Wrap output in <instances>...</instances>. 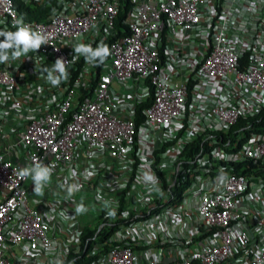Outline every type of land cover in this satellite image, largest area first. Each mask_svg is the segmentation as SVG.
<instances>
[{
	"label": "built area",
	"instance_id": "built-area-1",
	"mask_svg": "<svg viewBox=\"0 0 264 264\" xmlns=\"http://www.w3.org/2000/svg\"><path fill=\"white\" fill-rule=\"evenodd\" d=\"M128 1L123 30L120 0H0V31L22 17L49 36L0 64V123L27 165L55 166L51 200L0 146V264H264V0ZM81 42L108 46L97 73ZM129 79L135 100L112 88Z\"/></svg>",
	"mask_w": 264,
	"mask_h": 264
},
{
	"label": "clouds",
	"instance_id": "clouds-1",
	"mask_svg": "<svg viewBox=\"0 0 264 264\" xmlns=\"http://www.w3.org/2000/svg\"><path fill=\"white\" fill-rule=\"evenodd\" d=\"M15 31H0V64H10V62L19 59L21 56L27 57L29 52H38L42 46L48 44L49 36L42 29L25 23L23 18L15 20ZM59 49H57L58 51ZM75 59L78 56H83L85 62L95 66L103 64L110 55V50L107 45L101 43L93 48L89 44L78 43L74 47ZM63 58H57L51 68H44L47 81L52 86H59L62 80H66L68 76L67 64ZM54 165L44 164L33 158L31 164L19 169L21 178L30 177L34 185V193L42 195L45 188L50 184ZM143 183L149 186V190L160 192L157 187L158 177L151 171H145L141 177ZM79 190L78 185H69L66 188L67 195L73 196ZM162 194V192H161ZM88 209L81 202L76 206L77 212H86ZM114 215V213H109Z\"/></svg>",
	"mask_w": 264,
	"mask_h": 264
},
{
	"label": "crops",
	"instance_id": "crops-1",
	"mask_svg": "<svg viewBox=\"0 0 264 264\" xmlns=\"http://www.w3.org/2000/svg\"><path fill=\"white\" fill-rule=\"evenodd\" d=\"M143 87V81H135L133 79H129L126 85H112L113 89L118 90L122 95H125L126 99L129 100H135L139 94L143 92ZM18 130V128H15L13 114L11 116H5L3 121L0 123V146L2 147L4 157L17 160L20 162L21 166L24 167L27 165L25 149L14 145ZM29 180L32 179L29 177ZM44 192H48V199L50 198L51 200H54L55 193L52 179L50 184L45 188Z\"/></svg>",
	"mask_w": 264,
	"mask_h": 264
},
{
	"label": "trees",
	"instance_id": "trees-1",
	"mask_svg": "<svg viewBox=\"0 0 264 264\" xmlns=\"http://www.w3.org/2000/svg\"><path fill=\"white\" fill-rule=\"evenodd\" d=\"M120 1H121V9L119 10L117 18H116V25H117V29L122 28L124 30L125 26L122 24V19H123L124 15H125V10L130 6V3H129L128 0H120ZM26 9L29 12L28 16L30 18H33V19L40 18L41 17V12L43 11V9H36L34 7H31V6H27ZM120 33H122V31H120ZM164 33L165 32H163L161 34L162 37H160V40H159V42H160V45H159L160 49L159 50H160V54H161L162 58L164 57V54L162 53V50L164 49V40H163ZM103 44L106 45V43H103ZM79 65H80V63H78V66ZM100 67H101V65L96 66V73L98 71H100V69H102ZM93 84H94V78H92V80H91V85H93ZM81 90H82L81 91L82 94H86V93L88 95L90 94V92L88 90H84V89H81ZM149 92H150V89H149ZM149 103H150V99L148 98L146 101H142L136 106V118H137V120H141L142 119V116H143L142 109L144 107L148 106Z\"/></svg>",
	"mask_w": 264,
	"mask_h": 264
},
{
	"label": "rangeland",
	"instance_id": "rangeland-1",
	"mask_svg": "<svg viewBox=\"0 0 264 264\" xmlns=\"http://www.w3.org/2000/svg\"><path fill=\"white\" fill-rule=\"evenodd\" d=\"M186 47H187V49L191 50V48H192V44H191V41H190V40H189L188 43L186 44ZM187 49H186V50H187Z\"/></svg>",
	"mask_w": 264,
	"mask_h": 264
}]
</instances>
